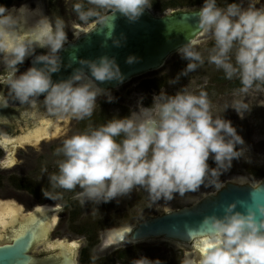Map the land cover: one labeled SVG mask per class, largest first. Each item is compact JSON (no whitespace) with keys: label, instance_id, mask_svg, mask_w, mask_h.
<instances>
[{"label":"clouds","instance_id":"9594fccd","mask_svg":"<svg viewBox=\"0 0 264 264\" xmlns=\"http://www.w3.org/2000/svg\"><path fill=\"white\" fill-rule=\"evenodd\" d=\"M153 0H89L95 5L87 11L77 4L80 19L100 16L104 9L111 16L119 12L129 22L137 21ZM248 0L242 7L233 0L226 7L217 0H203L198 24L214 41L208 50L209 63L222 69L229 79L239 76L244 85L264 81V6ZM27 4L8 7L0 4V65L4 82L20 104L35 105L43 97L48 113L57 117L84 119L91 116L97 98L116 100L105 81L123 83L125 76L114 56L80 58L79 67L66 78L53 79L65 65L61 56L68 36L62 19L49 22ZM109 16L102 19L108 21ZM107 36L119 46L121 38ZM123 36V34H121ZM37 49L44 51L38 52ZM188 61L182 74L194 71L204 62L191 43L176 49ZM233 57L235 62L233 63ZM31 58L23 71L20 65ZM73 60H76L73 57ZM137 60L129 55L126 62ZM142 104L139 99L137 106ZM241 119L246 104L232 106ZM227 109H225L226 111ZM244 137L223 114H213L207 93L187 87L174 94L160 90L153 94V108L141 118L133 115L89 126L63 140L56 153L58 171L49 176L53 188L80 189L81 203L109 202L144 188L152 202L172 201L177 195L197 192L201 186L219 190L220 176L240 159ZM212 160L215 166L209 164ZM233 200L223 206L222 214H206L200 233L204 251L198 264H264V203L242 205ZM189 229V234L194 232ZM132 264H163L159 258L133 259ZM184 264H195L185 260Z\"/></svg>","mask_w":264,"mask_h":264},{"label":"rangeland","instance_id":"374dc122","mask_svg":"<svg viewBox=\"0 0 264 264\" xmlns=\"http://www.w3.org/2000/svg\"><path fill=\"white\" fill-rule=\"evenodd\" d=\"M32 2L35 4L34 6H31ZM32 2L29 0H13L11 4L18 7L21 4H27L31 9H36L37 5H40V9L47 15L49 22L54 24L55 20L60 18L66 25L69 20L74 26H82V30H86L88 25L99 19L92 20L95 16H91L87 21H83L80 19L79 13L74 12L77 10V4L85 6L87 10L95 8L96 6L90 4L89 0H32ZM226 2L227 0H217V5H224ZM202 4L203 0H153L150 10L155 14H162L175 9H196L200 8ZM72 8H74V11ZM98 11L102 16L107 13L104 9H98ZM71 31H73V34ZM71 31L66 32L68 39H72L77 32L73 28ZM213 44L214 41L211 35L204 31L191 44L204 58V62L199 64L194 71L182 74V70L185 69L188 61L175 53L159 70L136 77L111 91L116 99L135 102L136 107L131 115L138 119L145 114V111L153 108V94L158 93L160 90H166L169 94H174L183 87L196 92L203 90L207 93L213 114H223L230 119L245 140L243 156L233 161L231 169L220 176V181L243 176L256 183L264 178V81H253L251 85L237 86V80L242 82L238 75L229 79L222 69L208 62V50ZM24 67L23 65L22 68ZM159 84L162 85L160 89L154 88L153 91H150L151 86ZM139 99H142V104L138 107L137 102ZM237 103L248 106V111L243 113V119L232 109V106ZM225 109L227 110L225 111ZM109 110H115L114 106L106 102L105 97L100 96L97 98L91 117H103L105 123L108 121L106 117L110 115ZM54 119L58 125L55 134L45 136L36 144L35 142H25L17 147L13 161L6 164V167H3L0 161V167L7 168L2 171L7 177L3 178L0 194L13 195L12 193L23 192V190H18L12 184L10 178L11 174H23L33 182V188L35 189V194L32 193L31 196L24 195L27 203L40 201L57 204L59 211H62L59 217H61L62 223H65V226L63 225L61 229L70 228L71 230L78 229L75 227H81L84 232L73 233L71 236L80 239L82 244L90 243L96 230L117 231L134 224L145 215L180 207L189 203L187 198L199 195L201 191H212L214 189L201 186L197 192L187 193L183 197L177 195L172 201L152 202L144 188L136 187L128 195L109 202H101L100 204L95 202L81 203L80 199L76 197V193L80 191L78 187L73 190L53 188L49 181V176L58 171L57 161L61 159L56 150L66 139V135L70 131L68 128L71 125L70 123L77 122L76 118H71L70 122L67 117ZM12 128L13 126L9 129L12 130ZM9 129L5 124H0V132ZM16 131L18 130L13 129V132ZM56 142H59L58 147ZM209 164L215 166L211 159ZM68 211L74 213L75 217L80 214H82V217L76 221L69 220V217H66Z\"/></svg>","mask_w":264,"mask_h":264},{"label":"water","instance_id":"95a60500","mask_svg":"<svg viewBox=\"0 0 264 264\" xmlns=\"http://www.w3.org/2000/svg\"><path fill=\"white\" fill-rule=\"evenodd\" d=\"M199 10L200 8L175 9L155 14L146 9L135 22H129L119 12L113 16L107 12L87 30L78 33L72 41L65 44L60 54L64 64L71 66L62 67L60 72L53 74V79L69 76L73 68L79 67L80 58L95 59L105 54L116 58L125 76L123 83L103 82L101 86L110 90L148 72L157 71L177 53L179 46L189 42L192 44L203 33L198 24ZM105 15L109 16L108 21L102 19ZM111 23L113 36L121 38L119 46L114 45L113 39L107 36L108 25ZM129 55H134L137 60L131 64L127 63L126 58ZM73 57L76 60H73ZM233 200L238 202V207L264 203V178L256 183L249 179H226L218 191L212 190L189 204L137 221L131 226L129 238L131 241H137L163 237L183 243L189 242L201 237L200 233L206 231V228L200 225L206 214H222L223 206ZM189 229L195 231L189 234ZM125 237L123 234H117L115 239L121 241ZM26 248L23 242L0 246V264H24L29 258L24 252Z\"/></svg>","mask_w":264,"mask_h":264},{"label":"flooded vegetation","instance_id":"af4514ba","mask_svg":"<svg viewBox=\"0 0 264 264\" xmlns=\"http://www.w3.org/2000/svg\"><path fill=\"white\" fill-rule=\"evenodd\" d=\"M12 1L13 0H0V4H5L8 7L16 6L11 4ZM29 1L32 2V0ZM232 2L233 0H227V2L224 5H218V6L224 8L227 6V4ZM236 2L240 3L242 7L248 6V0H236ZM34 5L35 4H33L32 2L31 6ZM256 6L257 7L264 6V0H259V3ZM16 7L18 8V6ZM40 7H41L40 5H37L36 13H34L35 15L37 13L44 14V12L40 9ZM72 9L74 11V8ZM82 10L87 11L85 6L84 7L82 6ZM74 12H78V11L76 10ZM100 17H102V15L97 17L95 16L93 17L92 20L98 19ZM95 22L88 25L87 29L90 26H92ZM73 26H74L73 23L69 22L68 20L66 25H64L65 31L69 32V30L71 31L72 28L75 31H77L76 33L85 31L82 30V26H74V27ZM79 28H81V30H79ZM71 33L73 34V31H71ZM76 35L77 34H75V36ZM209 35L211 34L209 33ZM74 37L72 39H67V42L72 41ZM37 51L40 52L44 50L37 49ZM31 62H32L31 58L26 59L24 64L19 66L20 71L25 70L31 64ZM23 65L25 66L24 68H22ZM3 73H5V69L2 65H0V74ZM241 83L242 82H240L239 80H237L236 82L237 86H242L243 83L242 85ZM161 87L162 85H153L150 87L151 88L150 91H153L154 88L160 89ZM115 89H111V90H115ZM42 101H43V97H41L35 105L20 104L10 94L9 88L7 84L4 82L3 76H0V124L1 123L5 124L8 129L11 126H13L12 130L9 129L0 132V161L3 167H6L5 166L6 164H9L10 162L13 161L15 149L17 147L21 146L25 142H34V141L23 142L19 138H22L25 134H27V132L33 131L42 121L43 115H47L48 118H50L52 121L57 123L56 120L54 119L57 118V116L48 113L47 109H44L45 106L43 105ZM134 103L135 102L131 100L122 101L121 99H116L114 102L110 103L111 105L114 106L115 110H109L110 115L106 117V119H108L109 121L111 119L121 118L131 115L134 108L136 107ZM36 113H40V114L36 117L35 116ZM68 120L70 122L71 118H68ZM103 120H105V118L103 117L93 118L91 116L85 117L84 119H77V122L70 123L71 125L68 127L70 131L67 133L66 138L70 137L76 132L85 130L89 126H93V127L99 126L100 124L104 123ZM13 129L18 131L13 132ZM16 139H19L18 140L19 142H15ZM42 139H40L39 141H41ZM5 140L8 141L4 143ZM39 141L35 142V144L38 143ZM57 144L59 145V142H56V145ZM9 157H12V160H10ZM3 167H0V186L3 185L2 183L4 181L3 178L7 177V175L3 174L2 172L7 168H3ZM10 178L11 181L13 182L12 184L18 190L20 189L23 190V192L19 191L17 192L18 194L12 193L13 195H8V193L6 195L0 194V202L8 201V202H13L16 205H21L23 207L22 208L23 213H27L31 211L35 206H40L45 203H51V202H40V201L39 202L33 201L32 203H27V199L24 197V195L28 194L29 196H31L32 193L35 194L34 193L35 189L33 188L34 185L33 182L23 174L21 175L11 174ZM8 179H9V175H8ZM51 204L57 207L56 209L57 222L48 233L47 238L41 240L40 242H33L27 246L24 252L25 254L28 255L29 258L24 264H132L133 259H139L144 257H147L149 259L159 258L161 261H163V264H184L185 260H192L195 262V264H198V261L202 255L201 249L204 248L202 237L194 238L186 243L166 239L163 237H152L137 241H131L129 238V232L127 234L118 232L117 234H123L124 236H126L124 240L119 241L115 239V236L117 234L114 237H111V234L115 233V231L111 232L104 229L99 231L96 230L93 239L90 240V243L88 242L87 244H82L80 239H75L71 235L73 233H82L84 232V230L81 227H75L78 229H71V230L70 228L65 230L61 229L63 225L65 226V223L64 222L62 223L61 217H59V214L62 211H59L57 204L55 203H51ZM16 205L15 207H17ZM75 205H77V203H75ZM175 208H171V209H175ZM163 212H159L156 214H160ZM147 216H151V215H145L139 220H142ZM66 217H69V220L76 221L82 217V214L75 217L74 213L68 211ZM3 218L5 224L3 223L0 224V227H3V225H6L8 223L9 216L3 214ZM20 219L22 218L20 217ZM127 227H123L121 229H118L117 231H123ZM11 233H12V229H7L3 233V238L0 239V246L13 245L18 243L17 241H14L12 239ZM57 234L60 236L58 237ZM59 241H64L65 243H70L74 241L76 244V248L72 252L65 250L64 252L65 255L62 261H54L47 259L48 257L53 256L55 251H57L53 249L52 246L54 244H57Z\"/></svg>","mask_w":264,"mask_h":264},{"label":"snow or ice","instance_id":"6c2138e0","mask_svg":"<svg viewBox=\"0 0 264 264\" xmlns=\"http://www.w3.org/2000/svg\"><path fill=\"white\" fill-rule=\"evenodd\" d=\"M42 212H45V210L38 208L34 213L30 214L28 217H25L23 221H21L16 214H12L9 217L8 223L3 225V227H0V239L3 238V233L7 229H12V239L17 242H23L24 247H27L41 237H46L47 231L49 230L52 223V218L51 216H41L40 214ZM52 247L57 251H55L53 256L48 257L47 259L62 261L65 255L63 250L66 249L69 252H72L76 248V244L74 242L72 244L58 242ZM204 250V248L201 249L202 252Z\"/></svg>","mask_w":264,"mask_h":264},{"label":"bare ground","instance_id":"6f19581e","mask_svg":"<svg viewBox=\"0 0 264 264\" xmlns=\"http://www.w3.org/2000/svg\"><path fill=\"white\" fill-rule=\"evenodd\" d=\"M32 15H35V14L33 13ZM79 30H81V28H79ZM76 34H78V33H76ZM39 114L40 113H36L35 116L37 117ZM42 118H43L42 121L39 123V125L33 131L27 132V134H25L22 138H19V139L23 142L24 141L37 142L40 139L44 138L45 136H51V135L55 134L58 130L57 123H55L50 118H48L47 115H43ZM19 139H16L15 142H19L18 141ZM7 141L8 140H5L4 143H6ZM9 159L12 160V157H9ZM231 179H235V178H231ZM236 179H246L247 180V178L243 177V176H240ZM223 181H221V182L223 183ZM213 190H215V189H213ZM207 192H210V191H201L199 193V195L189 197L188 199H189V201H195V200L199 199L201 196L205 195ZM15 205L16 204L13 202H8V201L0 202V224H2V223L5 224V222L3 221L4 220L3 214H5L9 217L12 214H16L19 217V219L21 217L22 219H20V220L23 221L25 217H28L30 214L34 213L36 209H38V208L44 209L45 212H42L40 215L41 216H51L52 223L50 225L49 230L47 231L46 237H41V238L37 239L35 242H40L41 240H44L45 238H47L48 233L50 232V230L53 228V226L57 222V213H56L57 207L51 203H45V204L40 205V206H35L31 211H29L27 213H23L22 212L23 207L21 205H16L17 207H15ZM48 210H54V211H48ZM133 225L134 224H132V226ZM130 229H131V226H128L123 231H115V233L111 234V237H114L118 232L127 234L130 231ZM59 242H64V241H59ZM73 242L66 243V244H72ZM65 250H63V251L65 252Z\"/></svg>","mask_w":264,"mask_h":264},{"label":"trees","instance_id":"16d2710c","mask_svg":"<svg viewBox=\"0 0 264 264\" xmlns=\"http://www.w3.org/2000/svg\"><path fill=\"white\" fill-rule=\"evenodd\" d=\"M159 85H161V84H159ZM241 85H242V83H241Z\"/></svg>","mask_w":264,"mask_h":264}]
</instances>
